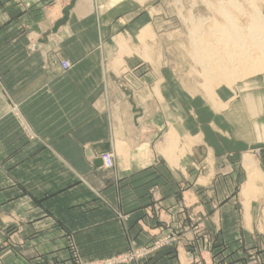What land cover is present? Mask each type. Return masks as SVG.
Segmentation results:
<instances>
[{
    "label": "crops",
    "instance_id": "1",
    "mask_svg": "<svg viewBox=\"0 0 264 264\" xmlns=\"http://www.w3.org/2000/svg\"><path fill=\"white\" fill-rule=\"evenodd\" d=\"M52 3L0 0V238L1 230L12 226L19 243L17 250L0 252L1 264H72L70 241L83 261L148 246L157 232L146 214L153 204L161 209V225L181 224L184 232L175 250H163L143 264H191L199 255L208 258L199 230H215L212 218L220 219L213 222L221 230L212 241L230 244L238 225L231 193L235 173L211 176L200 187L205 178L188 172L187 157L175 171L155 159L143 163L132 147L123 158H114L112 171L95 164L104 145L116 155L117 144L132 137L131 127L138 130L135 141L143 136L152 142L163 105L152 94L134 90L142 78L146 85L154 81L144 79L151 72L132 80L140 75V65L132 62L126 63L132 94L109 93L102 61L112 51L99 40L105 43L123 26L133 31L138 20H111L107 13ZM83 26L85 31L79 30ZM57 53L72 63L68 71H61ZM238 88L240 96L226 113L210 117L206 104L197 112L203 126L192 152L208 151L215 165L224 155L246 151L264 139V78ZM233 95L220 88L214 99L222 105ZM168 102L165 97V129L174 126ZM207 117L212 119L209 126ZM117 124L123 128L118 138ZM179 133L191 137L183 127ZM186 183H193L190 190ZM223 198L229 200L222 204ZM234 258L230 256V264Z\"/></svg>",
    "mask_w": 264,
    "mask_h": 264
},
{
    "label": "rangeland",
    "instance_id": "2",
    "mask_svg": "<svg viewBox=\"0 0 264 264\" xmlns=\"http://www.w3.org/2000/svg\"><path fill=\"white\" fill-rule=\"evenodd\" d=\"M52 1L46 0L45 6H52ZM59 1L61 5H67L71 9L79 7V11L83 13H86L88 10L107 13L111 20H114V18L138 20L140 22L139 26L133 31L130 32L123 26L119 31L114 32L105 43L99 40V44L107 45L108 43L109 51H112L111 54L104 55L106 58L102 61L105 77L111 85L109 93H123L127 96L132 94L133 88L129 89V85L131 84L126 79V75L130 76L132 72L127 69L126 63L132 62L140 65V75L131 77L132 80H138L147 75L146 73L151 72L152 75L146 76L144 79L147 83L154 81L150 86L146 85L142 78L139 81V89L136 88L134 90H140L141 96L152 94L156 97L158 106L163 105L162 112L158 113L159 116L156 120L158 129L156 135L152 138V142L147 141L148 139L144 140L143 136L139 139L140 141H135L134 136H137L138 130H133V127H131L130 132L132 137H128L130 139H127V143L125 144H123V140H121L123 141L122 144H117L120 148L119 151H116L115 156L108 152L97 157L102 161V158L106 154L110 155V165L106 166L102 161V165L99 167L105 171H112L115 167L114 158H123L127 152L129 153V147H132L136 149L135 153L141 158L143 163L155 159L161 166L174 170L178 169L181 160L187 157V161L190 160L188 172L197 174L196 177L205 178L199 181L200 187L208 185L211 176L225 177L230 173H235L237 180L235 185L233 186L232 184L231 186V193L233 206H236L237 209V230L232 233L231 239L228 240L230 244L214 243L213 241H216L221 230L218 229V225L213 221L219 223L220 219H210V223L216 229L211 231L207 228H201L199 230V234L203 236V250L208 255V258L205 259L202 255H199L191 260V264H230L228 260L230 256L236 257L234 258L236 259L233 262L234 264H264V139L256 141L246 151L235 153V155H224L218 160V164L216 165L213 163V158L208 151L202 155L197 150L192 152L191 149L197 146V131L199 127L203 126V123L199 122L197 117V112L201 110V104L202 106L204 104L207 105V111H209L208 108L211 109L210 117H213V113L217 115L223 112L226 113V110L240 96L241 91H238L239 85L254 78H264V65L262 67V64H258L257 67V63L251 66H255L251 70L245 69L247 64L242 65L238 63L240 67L236 69L243 72H239L240 76L233 81L225 79L229 75L225 74L226 76H221L218 74V71L221 70L214 67V63H211L209 66L207 65L209 67V69L207 68L209 74L205 75L206 73L202 72L204 70L203 65L205 64L199 63L197 60L198 53H203L204 49L208 50L213 47L215 41L213 39L214 33L217 32L213 30L222 28L221 26L225 25L223 13L227 12V14L233 16L234 18L232 19H235V22L243 27L252 22L251 19L256 14L254 13V8L257 12H261L264 20V0ZM238 8L240 12L236 10ZM202 20L205 22H202ZM215 22L218 26L214 25ZM78 25L81 26L80 23ZM79 30L85 31L84 26ZM221 34L217 32V35H219L217 37L219 38ZM119 41L124 43L125 51L119 49ZM56 57L59 59L58 62L62 72L68 71L72 67V63L60 57L58 53ZM64 62L69 63L70 67L68 69L63 68ZM221 64L225 66L226 61H223ZM225 70H229V68ZM220 88L229 89L234 93L232 100L223 102L222 105L217 99H214L215 91ZM165 97L169 101L168 117L170 109L174 116V126H170L168 129H165V124H163L166 114ZM204 99L205 102L203 101ZM181 119H184L183 125L180 124ZM208 119L207 126L212 123V119ZM116 121L118 122L119 120L116 119ZM119 126L117 124L114 131V135L117 138L122 136L121 134L123 133L122 126L120 128ZM182 127L184 130L189 131L191 137L187 134L181 136L179 132H181ZM142 128L145 130L148 126H142ZM248 161L251 164L253 163V171L250 170L252 168L248 169L245 166ZM254 168L257 169L255 170ZM254 176L259 177L254 178ZM186 184H188L187 188L189 190L193 186V183ZM247 185H251L252 187V195L248 204L243 195ZM221 190L222 192L225 190L223 184ZM228 200L223 198L222 204ZM160 211V207L156 204H153L152 208H148L147 210V217L154 221V229L157 230L156 234L153 235L151 244L148 246H131L127 251L111 257L83 261L77 246L70 241L68 248L72 264H143L163 250H175L180 241L181 233L184 232L182 230L183 226L179 224L176 227H172L167 223L161 225ZM157 224L159 225L157 226ZM17 234L18 232L12 226L1 230L0 252L5 249H9L10 251L17 250L19 247ZM212 234L216 237H211ZM191 242V240L187 241L185 245L186 252L190 250L191 245L189 243ZM182 264L189 263L183 261Z\"/></svg>",
    "mask_w": 264,
    "mask_h": 264
},
{
    "label": "bare ground",
    "instance_id": "3",
    "mask_svg": "<svg viewBox=\"0 0 264 264\" xmlns=\"http://www.w3.org/2000/svg\"><path fill=\"white\" fill-rule=\"evenodd\" d=\"M253 6H255V4H253ZM236 10L239 11L240 9L238 8ZM241 10H242V8H241ZM221 11L223 12V10H221ZM255 11H256V9L254 8V13H256V14L253 15V17L251 19L252 22H250L246 27H243L242 25H239V23L235 22V19H232L234 17L230 16L229 14H227V12H225L226 14L223 13L224 20H225V25L221 26L222 28H216L215 30H213V31H217V32L222 33L221 36L218 38L217 36H219V35H217V32L214 33V38L213 39L215 41H214L213 47H211L209 49L207 48L208 50L204 49L205 51L203 49H201V50H203V53L199 52L198 53L199 57L197 56V60L199 61V63L201 62V63H204L206 65L205 66V65L202 64L203 67H204V70L202 69L203 70L202 72H204V74L206 73L205 75H207V73L209 74V72H208L209 67L208 66L211 65V63H214V67H217L218 69L221 70V71L217 70L218 74H220L221 76H224L225 74L227 76L229 75L227 78H225L227 81L229 79L231 81H233L235 78H238L240 76L239 72H243V71H240V70L236 69V68L240 67V65H238V63H241L242 65H246L247 64V66L245 67L246 70L247 69L251 70V68L255 67V66H253V67H251V66L253 64L256 65V63H257V65H256L257 67H258V64H262V67H263V65H264V20H263L261 12L260 11H258V12L256 11L255 12ZM250 18H251V15H250ZM203 20H202V22H205ZM214 25L218 26L216 24V22L214 23ZM195 26H197V25H195ZM217 42H219V43H217ZM198 44H200V43H198ZM118 47L121 50H123L124 47H125L124 43L122 41H119L118 42ZM193 50H194V47H193ZM190 55H191V53H190ZM194 58H195V56H194ZM223 61H226L227 65L225 64V66H224L223 64H221ZM228 68H229V70H225V69H228ZM232 83H230V84H232ZM175 137H177V136H175ZM252 164H251V162L248 161L245 166H247L248 169L252 168L250 170L253 171V167L254 166H252ZM256 173H258V172H256ZM251 175H253V174H251ZM255 177L256 176H254V178ZM258 177H256V178H258ZM244 190L245 191L243 192V195H244V198H245V200L247 201V204H248V203H250L248 201H250L251 195H252L251 194V191H252L251 185H249V186L247 185V187ZM249 210H250V208H249ZM246 217H247V215H246Z\"/></svg>",
    "mask_w": 264,
    "mask_h": 264
},
{
    "label": "water",
    "instance_id": "4",
    "mask_svg": "<svg viewBox=\"0 0 264 264\" xmlns=\"http://www.w3.org/2000/svg\"><path fill=\"white\" fill-rule=\"evenodd\" d=\"M108 152H109V146L108 145H104V146L99 148L98 155H102V154H105V153H108ZM95 164L97 166H101L102 165L101 159L97 158V160L95 161Z\"/></svg>",
    "mask_w": 264,
    "mask_h": 264
},
{
    "label": "built area",
    "instance_id": "5",
    "mask_svg": "<svg viewBox=\"0 0 264 264\" xmlns=\"http://www.w3.org/2000/svg\"><path fill=\"white\" fill-rule=\"evenodd\" d=\"M62 66L64 69H68L70 67L68 62H64ZM102 161L106 166L110 165V155L106 154L104 158H102Z\"/></svg>",
    "mask_w": 264,
    "mask_h": 264
}]
</instances>
